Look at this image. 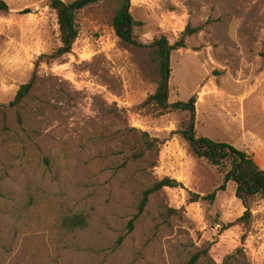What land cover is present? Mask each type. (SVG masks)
I'll list each match as a JSON object with an SVG mask.
<instances>
[{"label":"rangeland","instance_id":"1","mask_svg":"<svg viewBox=\"0 0 264 264\" xmlns=\"http://www.w3.org/2000/svg\"><path fill=\"white\" fill-rule=\"evenodd\" d=\"M0 1V264H264V199L222 190L232 166L195 154L190 113L147 103L153 45L184 39L168 103L195 97L196 134L263 170L264 0H130L137 45L116 36L113 0L80 13L64 56L49 0ZM164 179L178 184L138 215Z\"/></svg>","mask_w":264,"mask_h":264},{"label":"trees","instance_id":"2","mask_svg":"<svg viewBox=\"0 0 264 264\" xmlns=\"http://www.w3.org/2000/svg\"><path fill=\"white\" fill-rule=\"evenodd\" d=\"M110 1L113 0H76L72 3H66L62 0H49V7L57 15L59 27L61 46L56 53L57 56H64L72 52L73 45L79 35L78 16L80 13L88 8ZM116 1L120 4L112 22L116 36L127 44L137 45L138 42L134 37V27L137 23L130 13V0ZM7 10L8 6L0 1V11ZM26 13H29V11H26ZM190 32V28H187V33L189 34ZM153 46L156 47L161 80L156 93L148 99L147 103L156 105L161 110L174 108L189 112L190 121L187 129L183 132V136L189 142L195 154L214 167L223 166L225 163H230L232 166L231 170L225 176V185L222 187V190L225 189L227 183L233 181L237 185L236 196L243 202H246L249 198L255 196H260L264 199V169H260L245 151H240L229 144L216 142L208 137H202L196 134L194 129L196 98L192 97L188 103H168V83L170 76L169 54L176 49L184 48V39L172 46L166 39H162ZM32 88V83L22 86L12 105H18L21 103L30 94ZM177 184L178 183L174 180L164 179L152 189L147 190L139 207L138 215H141L144 212L151 194L164 187L174 188ZM214 198L215 193L209 196V199L211 200H214ZM199 200L200 197L195 196L192 198L191 203H197ZM250 217L251 212L248 210L241 220L247 222ZM72 222H75V224H82L83 218L75 217Z\"/></svg>","mask_w":264,"mask_h":264},{"label":"water","instance_id":"3","mask_svg":"<svg viewBox=\"0 0 264 264\" xmlns=\"http://www.w3.org/2000/svg\"><path fill=\"white\" fill-rule=\"evenodd\" d=\"M169 85V84H168Z\"/></svg>","mask_w":264,"mask_h":264}]
</instances>
